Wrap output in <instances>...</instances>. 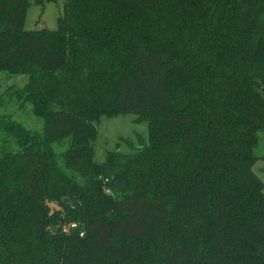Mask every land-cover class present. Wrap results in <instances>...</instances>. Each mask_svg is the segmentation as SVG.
I'll use <instances>...</instances> for the list:
<instances>
[{
  "label": "trees",
  "instance_id": "obj_1",
  "mask_svg": "<svg viewBox=\"0 0 264 264\" xmlns=\"http://www.w3.org/2000/svg\"><path fill=\"white\" fill-rule=\"evenodd\" d=\"M30 4L0 0V71L43 121L0 115V264H264V0H64L56 30ZM128 113L148 140L98 161Z\"/></svg>",
  "mask_w": 264,
  "mask_h": 264
},
{
  "label": "rangeland",
  "instance_id": "obj_2",
  "mask_svg": "<svg viewBox=\"0 0 264 264\" xmlns=\"http://www.w3.org/2000/svg\"><path fill=\"white\" fill-rule=\"evenodd\" d=\"M64 0H50L44 4L31 0L28 9L26 29L56 30L58 17L63 13ZM28 80L27 75L9 74L0 71V115L10 114L33 130H42L43 121L27 105L22 107L23 97L17 93ZM136 116L128 113L117 117H103L99 125V136L96 142V159L103 161L108 151H121L128 154L148 140V124L136 122ZM255 154L264 157V132L260 135ZM143 139V140H142ZM255 171L264 181V159L255 165ZM54 208V207H53ZM58 205L55 209H58Z\"/></svg>",
  "mask_w": 264,
  "mask_h": 264
},
{
  "label": "built area",
  "instance_id": "obj_3",
  "mask_svg": "<svg viewBox=\"0 0 264 264\" xmlns=\"http://www.w3.org/2000/svg\"><path fill=\"white\" fill-rule=\"evenodd\" d=\"M50 206L53 208H56V204L55 203H50ZM80 227L79 223L77 222H71V223H68L66 225H64L63 227V232L65 233H70L72 231H75V230H78ZM85 234V231H80V235L83 236Z\"/></svg>",
  "mask_w": 264,
  "mask_h": 264
}]
</instances>
